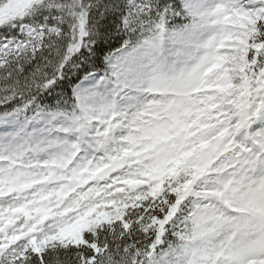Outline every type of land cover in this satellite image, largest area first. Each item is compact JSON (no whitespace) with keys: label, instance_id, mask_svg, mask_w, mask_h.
<instances>
[{"label":"snow or ice","instance_id":"snow-or-ice-1","mask_svg":"<svg viewBox=\"0 0 264 264\" xmlns=\"http://www.w3.org/2000/svg\"><path fill=\"white\" fill-rule=\"evenodd\" d=\"M0 264H264V0H0Z\"/></svg>","mask_w":264,"mask_h":264}]
</instances>
